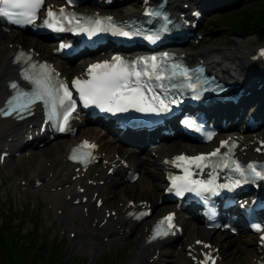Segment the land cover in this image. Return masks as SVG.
Here are the masks:
<instances>
[{"label":"snow or ice","instance_id":"6c2138e0","mask_svg":"<svg viewBox=\"0 0 264 264\" xmlns=\"http://www.w3.org/2000/svg\"><path fill=\"white\" fill-rule=\"evenodd\" d=\"M44 4V0H0V16L11 17L13 15L7 9H26V11L19 13L26 17L24 20H15L14 23L17 24H28L33 23L36 19V12ZM64 10H60V15L63 16ZM57 13L53 12L51 9L48 10V16L52 18L56 23L60 21L56 19ZM149 16H161L159 11H150L147 13ZM64 19H69L67 16H63ZM108 22H111L112 18H106ZM167 18L165 17V20ZM69 23L71 20L69 19ZM102 21L97 18L94 21L90 20L89 24H93V27H84L81 25L80 30L87 33L89 37L94 35L97 31H107L108 29L102 28ZM45 24H48L49 27L52 25L49 24V21H45ZM112 29L115 34L131 37L134 33L128 31H123L122 29H117L115 25H112ZM58 30H64L63 28ZM139 34V33H135ZM145 39L155 43L159 36L157 34L146 35ZM157 57L152 56L150 58H141L140 60L128 63L121 59L119 56L112 58V61H105L103 63L93 64L89 67L88 73L92 76L91 79L86 80H75L73 81V87H75L78 92L80 99L84 102L85 106L89 104L96 105L102 111L106 112H126L129 108H133L136 111L141 112H161L165 110H170L169 104L175 103V100L165 103V99L160 98L159 94L156 92V89L153 88L150 81H171L177 77H183L189 83L186 85L192 92L197 93L194 98H199V95L202 92H198V84L192 83L193 76L189 74L187 68H183L178 64H173L171 66L162 65L156 63ZM144 65V70H137L136 65ZM35 64L32 65V68H36ZM44 69H47V66H41ZM169 67L171 71L169 72ZM102 70V71H94ZM201 70L197 69L196 72L199 73ZM166 73H168L166 75ZM26 80L36 86V91L32 93L21 92L20 96L14 100H9L8 111L5 112V115H10L12 112L23 113L30 109L31 105L42 101L46 105H51L50 118H54L57 115V104L60 107L64 108L65 103L67 102V107L64 108L63 112V123L67 124L68 117L75 110V101L72 99V93L68 88L66 83H59L57 85H52V77L50 72L44 71L41 74V77L34 79L32 75L28 73L27 70L23 73ZM203 83H207L204 81ZM13 89H16L17 84H11ZM158 87L163 88V83L159 84ZM62 90V94H61ZM207 88H203V91H207ZM147 93H153L150 97ZM21 97H26L27 99L24 102H20ZM155 101V103H152ZM187 123V122H186ZM61 131L64 130L63 126L60 128ZM226 143V142H224ZM87 147H94V145H85ZM222 146H224L222 144ZM220 155V150L207 154L199 155L194 157L188 156H178L176 161L185 162L189 166L195 165L197 169H203L204 167H227L225 160L219 161L218 163L213 164L211 162V157H218ZM75 159V156L72 157ZM233 165L232 170L238 172L241 177H245V171L249 173H255L256 177L264 179V172L257 171L256 166L249 164L246 166V169L243 168L238 162L231 161ZM186 175L182 178H178L182 181L181 184H176V179H173V187L176 189V195H182L185 191L195 192L197 194L204 192H214L215 188L211 185L212 181H201L191 179L194 175L192 171L188 169L185 170ZM247 180V177H245ZM240 179H236L234 183L236 185L241 184ZM219 187H227L226 185H220ZM168 222V228L174 227L171 223L173 217L168 216L165 218ZM264 231V229H258ZM157 235L166 234L162 233L159 228L156 230ZM261 245L264 246V235L260 237ZM199 243V242H198ZM205 247H210L205 245ZM208 259H212L211 256H208ZM206 264V262H202ZM214 264V261H213Z\"/></svg>","mask_w":264,"mask_h":264},{"label":"bare ground","instance_id":"6f19581e","mask_svg":"<svg viewBox=\"0 0 264 264\" xmlns=\"http://www.w3.org/2000/svg\"><path fill=\"white\" fill-rule=\"evenodd\" d=\"M48 1H49V3L56 2L55 0H48ZM191 2H193L195 5L200 4L199 0H192ZM177 3H180V0H173V4H177ZM126 11L129 14L130 13H132V14L138 13V10L135 6L127 7ZM115 14L118 17L122 16V13H120L119 11H116ZM15 37H16V34L7 35V34H4L0 30V46H8L7 44L13 42V39ZM255 41H256V39L254 37H247L244 39H239L238 44L236 45L235 48L232 47V49H227L228 46L219 47V48H212V49L202 51V52H200V54L203 58L206 59V61L209 63V65L211 67H214L215 69H220L221 71H225V72L229 73L231 71V69H229V66L232 65L235 70H237L239 73H242L243 76L245 77L249 73L255 74L256 68L254 67L253 63H250L247 61L249 59L247 57L248 53H252L254 48L261 46V45H255L254 44ZM31 46L38 47L42 50L46 49V48L50 49L49 45L47 43L42 42V40L32 41ZM44 51H46V50H44ZM4 53H5V58H6L7 51L5 50ZM5 58H0V63H1V66H0V104L2 103L4 97L9 93L5 84H6L7 80L12 78V74H13L12 70H10L8 68L11 65V62L6 63ZM190 58L193 59V56L190 55ZM56 63H57V66L62 71H64L65 75H71L72 76L73 74H77V73L83 71L82 66L67 67L66 64L61 60H57ZM86 63L87 62H85V64ZM243 76H240V78H243ZM261 76L264 77V73ZM14 128H15V125L12 124V122H10L9 120L0 121V135H2V133H7L10 130H13ZM89 132H92V136L90 138L99 141V137L102 134L96 128L87 129L86 131H84L83 136H81V138L89 136V135H85ZM76 141H77V138L73 139V140H69V141L64 140V141H62L64 143L58 144L56 146L55 153H54L52 159H48V157L43 156L42 158H40L38 160L39 164H43V169H46L47 162L52 163L51 170L48 171L46 174L39 173L37 175L39 178L45 179L46 177H48L50 172H52V171L55 172L54 176L47 183H45L44 186H42L39 189L33 188L35 172H33V177H31V178L28 177L27 180L28 181L32 180V183H31L32 191L35 194H41L40 196L42 197V199H44L46 202H48V204L51 205V207H54L56 209V211L62 209L63 203L66 205L64 207V209L67 211V214L62 211L60 213H63V214L58 215V218H64L65 217L68 221L72 222L74 227L71 229L72 231L70 233L72 234L74 232V233H76V236L79 235V237H80L83 232L88 231V228H86V227L82 228L80 224L77 225V223H75V221L76 220L78 221L82 216V208L80 206L71 208L68 204H66L63 200H61V198L62 197L64 198V196H65L64 193H72V191L65 190L64 192L57 191L54 193H50L51 188H55L59 184H61V183L63 184L65 182V180L67 178V171L70 170V168H69L68 164L66 163L65 159H63V156L61 154L64 150H68L70 144H73ZM99 142L102 144V149L105 152H107L108 154L113 155L117 151L122 156H125V154H127L128 155L127 160L129 162H131L135 167H137V169L141 170L142 175H141L140 179H142L143 184L140 188V193L143 194L144 197H146V198H144V200H152V198L156 194H157L158 198L162 195V192L159 193V191L161 189L163 190V188H164V186L162 184V179L164 177L163 171L166 170V168L161 166L160 161L167 156H172L174 153H180L182 151L181 148H183L185 151L186 146H187V144H184V143L181 144L178 142L177 144H170L167 146L160 147L158 149V152L160 154L159 159H153L152 158L153 152L151 150L149 151L148 157L141 158V157L137 156L135 153L129 154L128 149H123V148L117 147V146H110L109 147V145H107V143H104V140L99 141ZM247 144H248V142L246 141L245 145H247ZM213 146L214 145L211 144L205 150H209ZM61 149H63V151H60ZM147 149H148V146L146 147V150ZM34 153H37V151ZM20 161H21V163H25L28 161L32 166L34 165L33 159H31V155H30V158H28V160L27 159L25 160V158H22ZM15 163H17V162H14V160H11V167H10L11 170L13 169V167L15 168ZM151 165H152V167H155V168L154 169L151 168L150 167ZM21 166H22V164H21ZM23 167H24V164H23ZM25 168H28V166H25ZM38 169H39V166H38ZM39 172H40V170H39ZM28 176H30V175H28ZM23 180H25V179H22L21 181H23ZM135 186L136 185H134L133 187H135ZM113 188H114L113 193L120 195L122 198H124L127 195L131 196V197L137 195V192L133 191L134 189L130 190V191H126V193L123 194L121 190L116 189V186H113ZM99 190H101V192L103 194H105L104 188H100ZM75 196H79V195L77 193H75ZM112 202H113V199H112ZM89 204L90 203H88L86 206H88ZM115 208L118 211H120V208L118 207V205H116ZM170 210H172V209H169L167 207L157 208V211L161 212V213H166ZM90 213H91L92 220L97 218V217H100V216L103 217L102 211L97 212L95 210H91ZM182 220L185 222V224L190 223V226L192 227V229L197 228L196 219L193 217V215H189L188 218H184ZM89 229H90V235L89 236H93L96 234L95 229H93L91 227ZM116 231H120V229L113 228L111 230V232L113 234ZM102 235H97V236H102ZM79 237L77 238V240L80 241V245L84 246L82 239H80ZM113 243L115 244L116 247H120L121 245H123L122 244L123 242H121L119 244L117 243V238L115 240L111 241L109 244L112 245ZM191 243H193V241ZM224 243L227 244V248H225V252H229L226 255H224V257H226L225 258L226 264H237L234 261L240 254H242L246 257H249V258L255 257L254 238L251 235L244 234L240 238H230L227 241H225ZM219 244H221V240H219ZM141 245H142V243H140V245H139V247H137V249H139L141 247ZM229 247H231L230 251L228 250ZM81 250H82V248H81ZM136 250H135V252H136ZM134 253L131 256L129 263H125V264H143L144 263V260H142L141 258L135 257ZM147 253H149V251H147Z\"/></svg>","mask_w":264,"mask_h":264},{"label":"rangeland","instance_id":"374dc122","mask_svg":"<svg viewBox=\"0 0 264 264\" xmlns=\"http://www.w3.org/2000/svg\"><path fill=\"white\" fill-rule=\"evenodd\" d=\"M240 1H239V3H240ZM229 9L230 8H225L222 11H215V12H211L209 14V16H210L209 18L212 19V22H215L216 24L218 23L217 29H220L222 27L221 26L222 24L219 23V21H217V19H219L218 18L219 15H223L225 12H227V13H225V15L226 14L228 15L231 12V11H229ZM218 33L221 35V37L218 40H216L213 44H211L210 46H207L206 48H209V47H212V46L221 47L220 43L224 42V41H226L228 39L230 40V43L228 45H230V44L231 45H230V48L228 47L227 49H232V47L235 48L236 45L238 44V40L240 38H238L236 36H231V35H228V36L225 37L223 29L219 30ZM251 37H254L256 39V41L254 42L255 45L264 44V41L258 40V37L256 35H253ZM32 40L33 39H30L29 43H26V45L30 46ZM56 145H58V144H56ZM49 149L50 150L49 151H45V153H47V155L51 156L55 152L54 151V149H55L54 145L50 146ZM42 157H40V158H42ZM32 159H33V164H34L33 166L28 161L25 162V163H21V162L20 163L19 162L15 163L16 173L21 175V176H23L24 178H25V176H27L26 177L27 179H28V177H30V178L33 177V172L31 173V171L36 167V159L37 158L34 157ZM21 164H22V166H21ZM23 164H24V167H23ZM25 166H28V168H25ZM10 167H11V162L9 163V168ZM37 169H38V167L36 168V170ZM1 172L2 173H0V177L1 178H5V171H1ZM28 175H30V176H28ZM13 177H15L14 174H13ZM141 183H142V181H141ZM14 186L16 188H18L17 184H14ZM137 186H138V190H140L141 184L138 183ZM10 190H14V189L4 185L3 189H0V192L1 191L2 192L3 191L10 192ZM15 191L18 192V189H15ZM22 195H23L22 198H18V199L15 198L14 200L12 198V195H10V198L8 200H9V202H12V204H14L21 211L25 210V211H23V214L20 215V217L24 218L23 221H22V224L20 225V226H22L23 230L25 232L26 231L34 232V231L39 230L38 232H35L34 234L37 235V233H39L41 238H42V240H41L42 241V245L44 246L46 244V246H47V248L42 249V251H41V253H45V258L42 259V260L41 259H37L36 262L37 263H44V262H46V263H48V262L54 263V261H56V259H57V256H61V257H64V259L61 258V259H63L62 263H64V262L72 263L73 262L72 260H75L79 264H89V263H81V262L77 261V257L79 255L83 254V253H81V251L79 250L77 242H72L70 240V238L68 236V233H65L64 235H61V236L59 235L60 232H62V228H61L59 223H56L54 228L50 229L49 234H47V232L45 231V228H46L45 220L49 221V224L51 225L53 220H54V213H55V218L56 219H60V220L65 219L66 223L63 225V227H67V224H68V227H69V230H70L69 231L70 237L73 240H77L79 235L76 236V233H74V232L72 234L70 233L72 231L71 229L74 227L73 223L68 221L65 217L64 218H58V215L63 214V213H60V212L63 211V209H60V210L56 211V209L54 207H51V205H49L48 202H46L44 199H42V197L40 196L41 194H35L36 196L37 195L39 196L40 208L37 209V210H34L33 209V205H34V202H35V196L34 195H25L24 196V194H22ZM2 196L3 195H0L1 202L3 200L7 199V198H5V196H3V197ZM42 200H44V201H42ZM45 202L48 204L49 208L53 209L54 212L48 210L47 204ZM63 206L65 207L66 205L63 203ZM66 212H64V213H66ZM48 215H49V219L47 218ZM7 224H8V222L6 223V225ZM17 224H18V222H13L12 226L17 227L18 226ZM71 224L73 226H71ZM56 233L58 234L57 237H55ZM78 242H80V241H78ZM55 249H56V255L57 256L54 254V250ZM121 253H122L121 251H119V252L113 251V252H108V253L104 254L103 250H101L100 252L97 253L96 262L94 264H124L125 261L128 259L129 253H127L126 256L125 255H123V256L121 255L120 258L122 260H119L118 257H119V255ZM133 253H132V255H133ZM180 261L183 262L184 261V257H182ZM126 263H129V261L126 262ZM160 264H190V263H160ZM240 264H244V263H240Z\"/></svg>","mask_w":264,"mask_h":264},{"label":"trees","instance_id":"16d2710c","mask_svg":"<svg viewBox=\"0 0 264 264\" xmlns=\"http://www.w3.org/2000/svg\"><path fill=\"white\" fill-rule=\"evenodd\" d=\"M224 16L223 20L226 24L236 25L242 33H247L248 30H257L260 26H264V0H248L241 9L233 10ZM259 37L264 39V29L259 32ZM25 239L29 240L32 247L21 252L18 248L20 238L7 228L4 232L0 231V264H67L62 263L61 256L56 254L57 259L54 263H37V259L45 258V253H41L42 248L39 247L36 252L38 255L34 257L32 250L36 246L37 240L33 236Z\"/></svg>","mask_w":264,"mask_h":264}]
</instances>
